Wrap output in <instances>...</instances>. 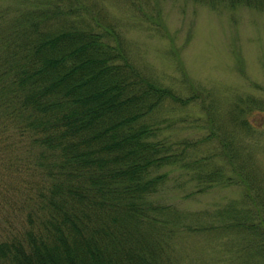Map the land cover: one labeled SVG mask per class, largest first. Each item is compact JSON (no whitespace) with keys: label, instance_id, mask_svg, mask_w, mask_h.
I'll return each instance as SVG.
<instances>
[{"label":"trees","instance_id":"1","mask_svg":"<svg viewBox=\"0 0 264 264\" xmlns=\"http://www.w3.org/2000/svg\"><path fill=\"white\" fill-rule=\"evenodd\" d=\"M187 1L264 12V0ZM13 2L0 12V264L199 263L176 247L186 236L214 256L229 250L232 264H264V184L210 94L178 61L184 96L144 74L83 0ZM195 102L191 122L206 135L163 136L169 117L158 112ZM236 125L249 133L244 119ZM184 185L187 197L242 190L188 213L164 196Z\"/></svg>","mask_w":264,"mask_h":264},{"label":"rangeland","instance_id":"2","mask_svg":"<svg viewBox=\"0 0 264 264\" xmlns=\"http://www.w3.org/2000/svg\"><path fill=\"white\" fill-rule=\"evenodd\" d=\"M13 1L0 0V12L11 11ZM83 1L89 8L87 14L94 21L114 28L125 41L134 66L184 96L178 92L184 88L179 83L181 74L176 61L181 64L191 84L210 94L209 100L217 113L219 127L230 134L239 148L244 147L242 153L251 157L245 166L254 168L257 182L263 185L264 12L247 5L228 9L204 3L198 5L187 0ZM198 109L197 102L195 106L192 103L185 107L168 105L161 109L158 116L163 119L169 117L165 120L171 128L163 130V136H170L174 142L181 138L195 141L205 136L207 130L201 126L195 129L191 122L201 115ZM240 118L248 125L249 133L239 132L237 125L232 127L233 122L238 123ZM207 152L204 149L201 153ZM14 178L12 175L1 177L7 184ZM184 180L181 175L177 185H182ZM184 186L182 190L167 192L164 196L188 213L213 210L225 201L239 200L242 190L213 187L203 194L187 197L185 194L190 189L188 185ZM1 217H4L3 210H0ZM176 242L181 255L198 257L199 263L196 264H232L235 259L230 257L229 250L224 249H221L220 256H214L215 250L204 246L203 239L199 237L186 236Z\"/></svg>","mask_w":264,"mask_h":264}]
</instances>
